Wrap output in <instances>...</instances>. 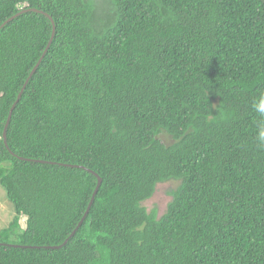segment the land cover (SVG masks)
I'll return each instance as SVG.
<instances>
[{
  "label": "trees",
  "instance_id": "trees-1",
  "mask_svg": "<svg viewBox=\"0 0 264 264\" xmlns=\"http://www.w3.org/2000/svg\"><path fill=\"white\" fill-rule=\"evenodd\" d=\"M261 97L264 0H0V264H264Z\"/></svg>",
  "mask_w": 264,
  "mask_h": 264
},
{
  "label": "rangeland",
  "instance_id": "rangeland-1",
  "mask_svg": "<svg viewBox=\"0 0 264 264\" xmlns=\"http://www.w3.org/2000/svg\"><path fill=\"white\" fill-rule=\"evenodd\" d=\"M160 140L165 145L172 143L171 139L166 135L160 136ZM176 186V182H168L157 185L153 197L144 202L142 206L146 208L147 211L156 210V217H161L165 213L166 207L170 202L169 192L174 190ZM13 215L14 211L12 204L7 200L4 190L0 187V231L8 227ZM25 222V219L22 218L20 222L22 228H24Z\"/></svg>",
  "mask_w": 264,
  "mask_h": 264
},
{
  "label": "water",
  "instance_id": "water-1",
  "mask_svg": "<svg viewBox=\"0 0 264 264\" xmlns=\"http://www.w3.org/2000/svg\"><path fill=\"white\" fill-rule=\"evenodd\" d=\"M33 11H34V10H33ZM34 12H37V11H34ZM47 18L50 20V22H51V24H52V34H51V37H50V39H49V42H48V45H47L45 51L43 52L41 58L39 59L38 63H37L36 66L34 67V69L31 71V73H30L29 77L27 78V80H26L24 86L22 87L21 91L19 92V94H18V96H17V99H16L15 103L12 105V107H11V109H10V111H9L8 118H7V121H6V125H5V127H4L3 134H2L3 142H4L5 145H6V129H7L8 125H9V121H10V119H11L12 112H13V110H14L16 104L19 102V100H20V98H21V95H22V92H23V90L25 89V86H26L28 80H29L30 77L33 75V73L36 71L37 67L39 66L40 62L42 61L43 57L45 56V53H46V51L48 50V48H49V46H50V44H51V42H52V40H53V37H54L55 28H54L53 22H52L51 18H49V17H47ZM10 20H11V19H10ZM10 20H8L7 22H5V24L8 23ZM3 25H4V24H3ZM42 163H43V162H42ZM95 177H96V176H95ZM96 178H97V185H96L95 190H94V192H93V195H92V197H91L90 203H89L88 208H87V210H86V212H85V214H84V216H83V218H82L83 220H81V221L79 222V224H78V226H77L76 229H78V228L80 227V225L82 224V222L85 220V217H86V215L88 214V211H89V209H90V207H91V205H92V203H93L94 197H95V195L97 194L98 189H99V187H100V185H101V180H100L98 177H96ZM76 229H75V231L71 234L70 237H72V236L75 234ZM64 244H66V242H65ZM64 244H63V245H64ZM58 248H59V247H57V248H55V249H58ZM53 249H54V248H53Z\"/></svg>",
  "mask_w": 264,
  "mask_h": 264
},
{
  "label": "clouds",
  "instance_id": "clouds-1",
  "mask_svg": "<svg viewBox=\"0 0 264 264\" xmlns=\"http://www.w3.org/2000/svg\"><path fill=\"white\" fill-rule=\"evenodd\" d=\"M253 107L257 114L262 118L261 124L257 129L256 138L261 145H264V97H261L258 102L254 103Z\"/></svg>",
  "mask_w": 264,
  "mask_h": 264
}]
</instances>
